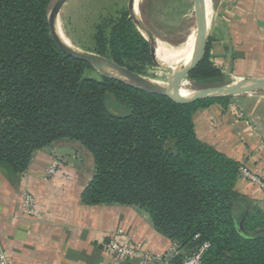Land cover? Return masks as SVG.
<instances>
[{
  "label": "trees",
  "instance_id": "trees-1",
  "mask_svg": "<svg viewBox=\"0 0 264 264\" xmlns=\"http://www.w3.org/2000/svg\"><path fill=\"white\" fill-rule=\"evenodd\" d=\"M51 2L0 0V166L23 173L35 151L73 141L94 165L82 201L146 211L178 247L175 264L204 242L201 264H264V213L235 189L241 163L195 132V110L213 103L225 108L230 96L174 98L97 73L53 42ZM94 45L122 66L125 60L171 64L127 12ZM183 65L193 82L224 78L207 48Z\"/></svg>",
  "mask_w": 264,
  "mask_h": 264
},
{
  "label": "crops",
  "instance_id": "crops-1",
  "mask_svg": "<svg viewBox=\"0 0 264 264\" xmlns=\"http://www.w3.org/2000/svg\"><path fill=\"white\" fill-rule=\"evenodd\" d=\"M209 59L228 81L264 78V0H209ZM251 93L245 91L238 95ZM234 97V96H233ZM197 136L243 164L264 181V110L236 114L212 104L193 115ZM62 163L46 177L50 161ZM94 171L90 155L61 139L33 153L27 169L0 166V248L14 264H138L117 261L103 243L122 229L152 253L178 252L137 206L85 204L82 193ZM236 191L264 213V195L238 178ZM35 199V213L22 214V194ZM169 264H175L174 259Z\"/></svg>",
  "mask_w": 264,
  "mask_h": 264
},
{
  "label": "rangeland",
  "instance_id": "rangeland-1",
  "mask_svg": "<svg viewBox=\"0 0 264 264\" xmlns=\"http://www.w3.org/2000/svg\"><path fill=\"white\" fill-rule=\"evenodd\" d=\"M54 1L52 0L51 5ZM195 2L201 18V0H140L137 13L157 40L170 46H177L182 43L192 27L195 29L193 16ZM126 12L129 13L128 0H67L59 12L57 24L72 48L98 54L93 51L96 37L100 32L106 33L109 25ZM125 64L134 67L135 70L132 71L165 88L201 90L228 83L225 78L197 80L191 81L189 87L185 66L178 61L171 64H151L125 60ZM96 72L104 74L98 69ZM227 106L234 108L238 115L243 112H261L264 110V89L230 96Z\"/></svg>",
  "mask_w": 264,
  "mask_h": 264
},
{
  "label": "water",
  "instance_id": "water-1",
  "mask_svg": "<svg viewBox=\"0 0 264 264\" xmlns=\"http://www.w3.org/2000/svg\"><path fill=\"white\" fill-rule=\"evenodd\" d=\"M66 1L67 0H55L53 4L50 6L48 14H47L49 34L53 42L55 43V45L62 52H64L65 54L75 59L82 60V61L89 63L92 67L100 70L102 73H104L105 75L109 77L117 78L103 71L101 68L109 67L113 69L115 72H117L124 78L121 80L133 86L139 87L149 92L162 94V95L171 97V95L167 93L166 91L153 86V84L146 77L128 69L125 66H122L116 63L115 61H113L111 58L107 56L84 52L76 48L72 49L66 46L57 37L55 33L59 12ZM128 12H129V18L133 22L137 31L144 37V39L149 43L151 48L156 52L158 40L155 38L151 30L142 22V20L138 16L137 8L135 5V0H128ZM193 16H194L195 32H194V37L192 41V60H196V59L201 58L206 48L209 25L207 26L202 22L199 16L198 10H197L196 2L194 3V7H193ZM185 74L187 75L186 67H185ZM117 79H120V78H117ZM191 81L192 80L188 77L189 87L191 86L190 85ZM238 89H249V90L264 89V78L231 81L223 85H220L218 87H214L213 89L208 88V89L198 90L199 91L198 94L203 97L210 96V95H216L217 98H223V97L231 96ZM176 92L179 98L195 100V92L191 90L190 88L186 90H176ZM213 104L221 105L220 103H213ZM204 108H207V107H204ZM199 109L201 108L196 109L194 113H196Z\"/></svg>",
  "mask_w": 264,
  "mask_h": 264
},
{
  "label": "built area",
  "instance_id": "built-area-1",
  "mask_svg": "<svg viewBox=\"0 0 264 264\" xmlns=\"http://www.w3.org/2000/svg\"><path fill=\"white\" fill-rule=\"evenodd\" d=\"M61 165L60 160L53 158L46 168V177H54L58 173ZM239 179L254 184L264 195V181L243 164L239 167ZM21 207L22 214L25 216H32L35 213V199L30 192H23ZM103 247L117 261H135L138 264H169L173 254L171 251L166 253H152L146 250L141 242L135 241L122 229H118L109 235L103 243ZM207 247L208 243L204 242L197 251L186 257L180 264H201L202 253ZM0 264H14L7 258L5 251L1 248Z\"/></svg>",
  "mask_w": 264,
  "mask_h": 264
},
{
  "label": "bare ground",
  "instance_id": "bare-ground-1",
  "mask_svg": "<svg viewBox=\"0 0 264 264\" xmlns=\"http://www.w3.org/2000/svg\"><path fill=\"white\" fill-rule=\"evenodd\" d=\"M139 2H140V0H135V5H136L137 9L139 6ZM210 17H211V9H210L209 0H201V20L207 26L209 25ZM194 32H195V29L192 27L190 32L185 36L182 43H180L177 46H170V45H168V43L166 44V43L158 40L156 50L165 54L171 62L178 61V62H181L184 64L185 57L192 54V41H193V37H194ZM55 33H56L57 37L66 46H68L69 48H72V45L68 42V40L66 39L64 34L61 32L60 28L58 27V24L56 26ZM72 49H74V48H72ZM101 69L103 71L109 73L113 77L124 79L120 74H118L117 72H115L113 69H111L109 67H103ZM149 81L153 84V86H155L159 89H162V90L166 91L167 93H169L171 95V97L179 98L177 95L176 89L165 88V87L158 85L157 83H155L152 80H149ZM193 91L195 92V99L196 98H215V97H217L216 95H210V96H204L203 97V96H200L198 94V92H199L198 90H193ZM245 91H253V90L238 89L231 96L238 95V94L245 92Z\"/></svg>",
  "mask_w": 264,
  "mask_h": 264
}]
</instances>
